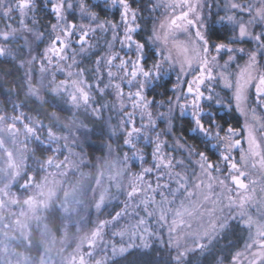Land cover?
Masks as SVG:
<instances>
[{"label": "rangeland", "instance_id": "obj_1", "mask_svg": "<svg viewBox=\"0 0 264 264\" xmlns=\"http://www.w3.org/2000/svg\"><path fill=\"white\" fill-rule=\"evenodd\" d=\"M44 1L55 19L40 29L36 0H0V52L15 57L21 46L30 95L60 108L49 122L0 116V263L108 264L167 243L184 264L238 222L243 248L218 264H264V0H148L160 56L149 66L135 38L139 10L124 0H92L120 7L118 21L100 20L87 0ZM216 24L230 41L208 40ZM161 76L173 77L174 96L155 112L147 84ZM233 107L240 129L205 127L209 109ZM176 115L210 136L215 158L173 133ZM86 117L104 120L109 141L94 161ZM41 134L54 154L33 159ZM113 203L122 207L109 217Z\"/></svg>", "mask_w": 264, "mask_h": 264}, {"label": "trees", "instance_id": "obj_2", "mask_svg": "<svg viewBox=\"0 0 264 264\" xmlns=\"http://www.w3.org/2000/svg\"><path fill=\"white\" fill-rule=\"evenodd\" d=\"M128 3L130 9L139 10V29L135 34V38L141 45V53L139 60L141 64L149 66L150 64L160 60L159 54L153 48L149 36L152 32L154 17L149 15L148 0H124ZM37 12L40 29H45L54 21L53 11L50 6H46L44 0H36ZM90 9L94 11L100 20L113 19L118 21L121 16L122 9L116 7L111 9L104 2H92L87 0ZM231 31L225 25H212L208 34V40L213 43H226L230 41ZM16 46V45H14ZM17 55L12 57L4 55L0 52V116L4 113H18L20 111L38 117L43 122H49L51 118L48 115V110L60 111L59 107L53 102L45 99H39L30 95L24 68L21 65L23 58L21 46ZM92 62V58H88ZM174 79L173 77H159L154 79L153 84H147V97L152 100L151 107L157 112V108L162 110L170 102L174 96L173 92ZM204 114L202 121L207 129L213 131L216 126H221L222 129L232 127L240 129L242 127V117L233 107L225 112H218L216 108L208 110ZM88 126L92 129L89 135L88 142L85 143V150L90 160H95L104 154L109 141L105 135L106 126L103 128L104 120L86 117ZM99 123L102 126L100 132L95 131L92 123ZM173 133L185 144L194 147L198 152L203 153L208 158H215L214 150L211 148V138L209 135H199L194 133V121L189 116L176 115L173 121ZM148 136L149 142L142 141L144 153L152 163V156L155 149V138ZM53 144L45 140L43 135L34 141L33 159H45L49 155L54 154ZM210 146V147H209ZM121 204H111L107 211L109 217L114 216L121 210ZM59 215L58 209L55 207L49 211L50 220ZM52 223V222H51ZM53 225V224H52ZM54 223L53 228H57ZM247 230L245 226L238 222H232L223 232L222 236L216 238L204 249L193 251L189 255V259L184 264H218L231 260L235 254L243 248L246 241ZM171 252L167 243L164 245H152L147 248H134L126 251L122 255L109 261L108 264H174L171 261ZM1 264V263H0Z\"/></svg>", "mask_w": 264, "mask_h": 264}, {"label": "flooded vegetation", "instance_id": "obj_3", "mask_svg": "<svg viewBox=\"0 0 264 264\" xmlns=\"http://www.w3.org/2000/svg\"><path fill=\"white\" fill-rule=\"evenodd\" d=\"M231 31V30H230ZM232 34V33H231ZM260 109L264 112V103L263 102H261V104H260Z\"/></svg>", "mask_w": 264, "mask_h": 264}]
</instances>
